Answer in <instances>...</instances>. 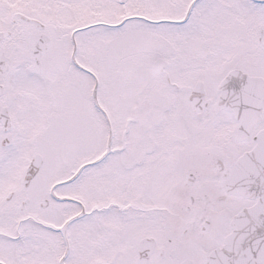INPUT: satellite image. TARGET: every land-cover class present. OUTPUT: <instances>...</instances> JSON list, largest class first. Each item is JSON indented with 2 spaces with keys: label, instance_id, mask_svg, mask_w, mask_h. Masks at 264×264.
<instances>
[{
  "label": "snow or ice",
  "instance_id": "snow-or-ice-1",
  "mask_svg": "<svg viewBox=\"0 0 264 264\" xmlns=\"http://www.w3.org/2000/svg\"><path fill=\"white\" fill-rule=\"evenodd\" d=\"M0 264H264V0H0Z\"/></svg>",
  "mask_w": 264,
  "mask_h": 264
}]
</instances>
